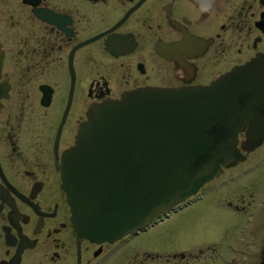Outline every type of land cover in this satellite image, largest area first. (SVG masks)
Here are the masks:
<instances>
[{
  "label": "flooded vegetation",
  "instance_id": "af4514ba",
  "mask_svg": "<svg viewBox=\"0 0 264 264\" xmlns=\"http://www.w3.org/2000/svg\"><path fill=\"white\" fill-rule=\"evenodd\" d=\"M259 54L264 0H0V264H264V136L253 144L251 117L235 136L241 158L134 234L81 236L61 176L92 105L209 84ZM242 182L257 199L222 195ZM204 200L219 225L206 219L182 245L138 242L187 209L194 224Z\"/></svg>",
  "mask_w": 264,
  "mask_h": 264
},
{
  "label": "water",
  "instance_id": "95a60500",
  "mask_svg": "<svg viewBox=\"0 0 264 264\" xmlns=\"http://www.w3.org/2000/svg\"><path fill=\"white\" fill-rule=\"evenodd\" d=\"M262 115L264 54L209 84L139 88L92 105L62 158L76 231L97 241L137 233L241 158L244 118L259 143Z\"/></svg>",
  "mask_w": 264,
  "mask_h": 264
},
{
  "label": "rangeland",
  "instance_id": "374dc122",
  "mask_svg": "<svg viewBox=\"0 0 264 264\" xmlns=\"http://www.w3.org/2000/svg\"><path fill=\"white\" fill-rule=\"evenodd\" d=\"M237 184L235 190V186H229L227 191L223 192V196L225 194H229L232 197L236 193H239L240 191L243 192L244 196V203L246 201H253L254 198L257 199V194H255L253 191V188H250L247 182L245 184ZM243 184V185H242ZM223 187H220L222 189ZM219 191V190H218ZM250 191V192H249ZM251 193L253 195L252 199L248 197V194ZM219 192L216 193L218 195ZM238 196V195H237ZM202 204L200 206L201 212H200V217L197 219V221L194 224H189L190 220L189 217L187 219L188 214L193 216L191 214L192 210L187 209L179 214H175L167 223H162L161 225L158 226H152L149 228L147 231H142L141 235L138 237V242L147 246H160V247H166L169 246L170 243L182 245L184 243L190 242L192 238H195L196 236H193L194 233L199 231V227L202 228L204 224L206 223V219L209 222L208 226H213V225H219L220 220L222 218V211L218 207L215 209L214 204L210 203L209 201H201ZM263 216V215H261ZM262 218V217H261ZM261 221H259V224ZM257 223L256 227L259 225ZM174 225L173 227H177L176 231L172 233H165L162 234L161 230L164 229L166 226H171ZM208 235V233H206Z\"/></svg>",
  "mask_w": 264,
  "mask_h": 264
}]
</instances>
